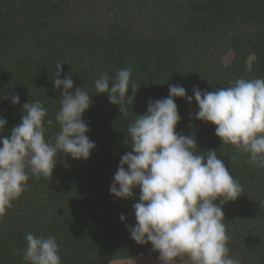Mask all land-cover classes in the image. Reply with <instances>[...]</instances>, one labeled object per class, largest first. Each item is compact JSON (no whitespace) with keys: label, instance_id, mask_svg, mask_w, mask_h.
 Returning <instances> with one entry per match:
<instances>
[{"label":"trees","instance_id":"1","mask_svg":"<svg viewBox=\"0 0 264 264\" xmlns=\"http://www.w3.org/2000/svg\"><path fill=\"white\" fill-rule=\"evenodd\" d=\"M58 63L60 78L72 77V91L91 95L82 118L96 146L87 160L59 153L50 178L29 174L27 190L0 217V264H29L23 259L28 233L55 236L61 264L160 263L151 243L137 244L126 227L136 223L139 188L128 199L109 192L121 156L132 150L126 129L150 99L168 96L170 84L191 96L194 86L213 91L236 78H264V0H0V117L7 121L0 136L10 137L23 104L36 101L53 120L45 139L59 131L63 89L52 82ZM123 68L140 84L127 117L94 87L103 74L114 77ZM16 94V105L3 99ZM175 103L176 131L194 134L201 153L216 150L242 186L222 206L229 255L264 264V167L222 144L211 123L190 120L198 111L194 100ZM187 258L174 260L188 264Z\"/></svg>","mask_w":264,"mask_h":264},{"label":"clouds","instance_id":"2","mask_svg":"<svg viewBox=\"0 0 264 264\" xmlns=\"http://www.w3.org/2000/svg\"><path fill=\"white\" fill-rule=\"evenodd\" d=\"M61 65L56 64L52 81L54 90L63 89L54 137L45 139L53 120L45 119L48 109L40 101L24 103L21 122L10 137L0 136V217L27 190L29 174L50 178L59 153L87 160L96 146L82 118L92 104L91 95L81 87L72 91V77L60 78ZM131 75L130 68H123L114 77L105 73L94 82L96 94H107L125 117L140 88ZM9 98L13 105L20 101L18 94L3 96ZM175 98L189 104L194 100L198 111L190 120L211 123L222 144L236 146L249 155L251 164L264 167V78H236L213 91L194 86L191 96L182 85L170 84L166 98L150 99L144 114H132L134 120L126 129L132 150L120 158L110 195L134 198L133 189L139 188V202L133 204L136 223L126 227L137 244L151 243L160 264H173L181 254L196 264H241L229 255L222 206L239 197L242 186L216 150L201 153L194 134L176 131L181 117ZM6 123L0 117V133ZM124 219L122 214L120 220ZM25 239L24 261L61 264L55 236L28 233Z\"/></svg>","mask_w":264,"mask_h":264},{"label":"rangeland","instance_id":"3","mask_svg":"<svg viewBox=\"0 0 264 264\" xmlns=\"http://www.w3.org/2000/svg\"><path fill=\"white\" fill-rule=\"evenodd\" d=\"M186 261H187L188 264H196V263L193 262V260H191L189 258H187ZM173 263L174 264H180V263L177 262V260H174ZM111 264H136V262L132 263L129 260H121V261H114ZM158 264H160V263H158Z\"/></svg>","mask_w":264,"mask_h":264},{"label":"water","instance_id":"4","mask_svg":"<svg viewBox=\"0 0 264 264\" xmlns=\"http://www.w3.org/2000/svg\"><path fill=\"white\" fill-rule=\"evenodd\" d=\"M188 258H189V256H188ZM190 259V258H189Z\"/></svg>","mask_w":264,"mask_h":264}]
</instances>
